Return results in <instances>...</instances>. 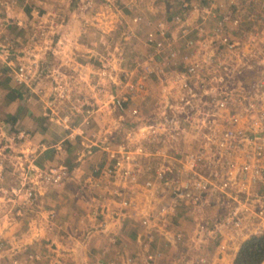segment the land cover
Masks as SVG:
<instances>
[{"label":"built area","instance_id":"1","mask_svg":"<svg viewBox=\"0 0 264 264\" xmlns=\"http://www.w3.org/2000/svg\"><path fill=\"white\" fill-rule=\"evenodd\" d=\"M181 5V13L160 20L145 39L152 50L145 69L161 90L156 113L129 105L140 86L133 81L134 70L123 67L128 53L117 55L112 48L101 60L98 79L85 81V90L75 97L81 123H72L69 113L60 120L82 159L96 143L88 138L87 125L100 116L101 97L111 99L106 112L117 122L113 129L125 121L131 124L125 138L112 143L117 158L109 166L115 174L112 192L98 200L96 217L102 216L103 226L135 220L129 197L144 192L150 200L139 217L138 242L148 263L170 248L176 256L191 241L185 264H219L202 248L235 251L264 233V0H184ZM9 20L7 24L18 23ZM1 25L0 64L9 76L18 84L46 80L59 88L47 99L54 109L57 101L71 98L77 86L72 78L66 85L60 69L44 71L42 37L23 46L3 36ZM101 74L112 87L102 84ZM32 89L43 92L38 85ZM142 89L143 98L149 99ZM30 158L26 160L32 163ZM35 167L40 173L35 176L44 183L59 184L70 176L65 166ZM26 185L13 187V192L25 189L32 197L35 190ZM181 205L198 215L194 231L182 225ZM109 234L116 244L117 235ZM123 262L136 264L135 256Z\"/></svg>","mask_w":264,"mask_h":264},{"label":"crops","instance_id":"2","mask_svg":"<svg viewBox=\"0 0 264 264\" xmlns=\"http://www.w3.org/2000/svg\"><path fill=\"white\" fill-rule=\"evenodd\" d=\"M119 2L121 5L124 3L128 6L127 0H119ZM179 3L181 4V1ZM83 4L82 0H0V25L3 24L1 25L3 36L6 35L12 38L14 41L10 40L13 43H17L22 38L26 41L25 43H31L33 37L38 36L43 39L47 37L48 43L44 48V52L48 53L50 61L59 62L52 69L61 70L64 84L69 85L70 78L76 85L85 83V81L88 83L89 81L95 82L99 77L98 70L102 68L101 60L105 55L102 52L105 50L107 53L112 50L111 35L114 25H112V14L96 15L95 6L97 1L92 0V3H90L91 8L89 6L83 8ZM162 5L166 6L164 0L159 3V7H162ZM112 6L116 7V4L112 3ZM78 9H80L81 14H79ZM90 9L91 15L85 14ZM116 9L121 14V24H126L124 32L129 31L132 25L130 12L134 14L132 6L124 9L117 6ZM85 18L89 26H86L81 33L75 29V25L78 23L85 24ZM9 19L18 23L11 21L12 23L7 24V21H10ZM86 32L89 34L87 41L84 36L81 37ZM101 38L108 46L101 45ZM8 72V68L0 64V156L6 154L7 150L12 153L13 149L14 154L12 155L17 157V170L28 162L26 159L29 156H23V154L28 153L33 157L30 159L39 167L65 166L69 169L70 176L66 177L62 183L54 185L56 187L60 186L57 191L54 190L55 187L52 185L39 190L44 195L40 197L39 200L41 201L38 202L41 205L48 204L47 209L44 210L46 215L54 210L57 212L56 214H59L56 219V222L59 221V227L56 225V228L50 229L47 227L46 230L42 229L56 243L63 244L65 262H70V264H102L115 260L122 263L124 260L126 261L128 255H132L135 256L136 264H185V256L192 251L191 248L194 245L191 241H186V245L180 246V252L176 256H173L172 248L167 250L169 252H165L163 249L164 254L161 258H157L152 263L146 261L141 243L138 242L140 215L134 216L132 208L129 209V213L131 212L130 215L133 218L135 217V220L128 219L131 222L122 221V223L115 225L109 220V226L101 224L102 219L100 218L102 216L99 215L100 218L96 217L99 214L97 204L98 200L109 195L106 189L109 186H107L105 178L93 177L90 170L85 167L93 159V156L91 157L92 152L86 150L82 160L76 159V162L69 164V161H66L69 152L63 146V142L67 140L68 131L60 120L62 113L57 116V110L49 105L47 99L42 100L35 92L24 85L18 84L8 75ZM155 81L157 80L155 79ZM151 82L148 81V85ZM83 87H85V84ZM20 138L22 139L19 140ZM96 155L94 154V157ZM110 163L111 161L106 157L103 161L104 172L106 168L109 169ZM91 178H93V181ZM36 180L35 184H39L40 180ZM89 181L90 184H87ZM63 188L70 194L72 199L62 196L65 194ZM55 196L57 197L56 201L53 198ZM146 197L147 195L143 192L139 200L145 202ZM136 198L138 199V193ZM37 200L35 202L36 206ZM93 201H96V203ZM85 203L88 205L90 203L94 204V207H90V213L87 214L91 220L88 218L82 221L74 220V217L78 218L79 216H74L73 210L81 204L84 206ZM6 210L12 212L8 216H15L19 212H17L18 209L0 207V212L3 213ZM144 210L145 208H141L139 212ZM78 211L82 212L83 210L78 208ZM95 211L96 213H94ZM178 212L183 217L181 221L186 230L189 232L194 231L196 226L193 225V221L197 219L198 215H190L185 205H181ZM184 214L190 216L185 217ZM31 224V222H28L26 226ZM42 225H45V223ZM34 227L23 233V237L28 241L35 238V234L32 233L35 230ZM110 232H114L119 238L116 244H112L107 238V235L112 236L109 234ZM9 233L12 237H16L15 232L10 230L1 233V236ZM202 251L207 252L208 256L211 254L216 263L224 264V261H234L238 248L233 251L229 248L210 247L202 249ZM233 252L234 255L232 256ZM122 264L126 263L123 262Z\"/></svg>","mask_w":264,"mask_h":264},{"label":"rangeland","instance_id":"3","mask_svg":"<svg viewBox=\"0 0 264 264\" xmlns=\"http://www.w3.org/2000/svg\"><path fill=\"white\" fill-rule=\"evenodd\" d=\"M82 1L84 2L83 8H86L87 6L91 8L90 3H92V0ZM94 1H97V4L95 6L96 15L98 14L103 16L112 14V25H114L111 35L112 48L117 51V55H119L118 52H122V54L128 53L127 61L125 62L123 67L128 70H134V72L132 73L133 81L137 83L138 86H140V90L137 91L135 97L132 98L129 105H136L145 112L153 111V113H156L162 101L161 97L159 98V92H161V90L159 88V83L155 81V78L153 77L154 74H150V72H147L145 69V62L150 57L148 53L152 51L146 44L145 39L148 32L153 31L156 28L154 26H157L156 24L160 20L166 19L167 17H172L174 14L181 13L182 5L179 3V1H181L182 3V1L184 0H164L166 6L162 5V7H159V3L162 0H127L128 6L124 3L121 5L119 0ZM112 3H115L116 7L119 6V8L121 9L132 6L134 14L130 12V16H132V25L129 28V31L124 32L126 24H121V14H119V10H117L115 6H112ZM78 11L79 14H81L80 9H78ZM90 12L91 9L88 13L85 14L91 15ZM84 21L85 24L78 23L77 25H75V29L79 30L81 33L82 30H85L86 26H89L86 18ZM87 33L88 32H86L85 35H81V37L84 36L86 38V41L89 39V34ZM121 33H123V35H121ZM22 35L24 36L25 34ZM18 42H21V44L25 46L24 43L26 41H24V39L23 41L20 40ZM47 43L48 42L46 37L44 39L42 38V42L39 44L42 45L44 49ZM100 43L103 46H108L103 38L100 39ZM102 53L104 54L106 53V51L104 50V52ZM48 56V53L44 52L43 68L45 72L49 71L50 69L54 68V66L59 64V62L50 61L48 59ZM101 76L102 77L99 79L102 81V84H104L106 88H108V86L112 87V83H108L109 80L105 79L102 74ZM148 81H152L150 85L147 84ZM143 83H145L146 86ZM84 84H86V82L77 84L76 92H72L71 98L57 101V109L55 108V110H57V116H59V114L61 113L62 115H66L67 113H69L70 118L72 119V123H81V114L76 110L74 104L78 100L75 97L83 93L82 91L85 90V88H83ZM20 85L26 86L33 92L34 90L32 88L38 85V87L41 88L43 92L37 95L41 97L42 100L48 99L50 96H55L56 91L59 92V88H55L49 81L46 80L41 81L39 84L36 81L31 86H29L28 84ZM142 86L143 88H145L144 92L149 99H146V97L143 98V89L141 90ZM111 105V99H104V97H101L100 104H98L97 106V109L101 108L100 116L94 118L93 122L87 125L89 127L86 128V134L89 139H95L96 143L94 144V146L90 147L92 151L91 157L93 156V159L91 158L92 160H90V164L85 165V167L90 170L93 177L101 179L105 178L107 180V186L109 187H106V189L110 190V192H112V181L114 180L115 174L112 173V171H110L108 168H106L104 172L105 163L103 164V161L107 157L112 164H116L117 158L113 156V153H115L116 150L111 147L112 143L121 142L125 138L127 128H129L131 124L129 121H125L120 123L116 128L113 129L114 124L117 122L113 119L112 112H106L107 110H109ZM92 133H97V135ZM88 138L82 137L83 140H88ZM21 139L22 138H20L19 140ZM76 145V142L71 140H65L63 142L64 149L67 148L69 152V154L67 155L68 158L66 160L67 162L69 161V164L76 162V159L80 160L78 158V155L76 154ZM110 148H112V153ZM12 151L13 152L11 153L7 150L6 154L0 156V207H3L4 209H18L17 212H19L16 213L15 216H8L9 213H12L10 210H6L3 213L2 211L0 212V264H70V262H65L66 259L63 258L65 255L62 247L63 244L56 243L55 240H53L50 236H47V234L45 233L47 227L51 229L56 225L58 227L60 226V224H58L59 221L57 220L56 222L59 214H56L57 212H55L54 210L50 214L46 215L44 210L47 209L46 206H48V204H38V202L41 201L39 200L40 197L44 195V193H41L39 191L41 188L52 185L53 187H55L54 190L57 191L58 187L60 186L56 187L54 186L55 184L41 182V180H43L42 177L40 179L39 177L35 176V173L39 175L40 173L39 170L35 169V166L37 165L33 161L32 163L27 162L23 167H21V169L17 170V157H15L16 155H12L14 154V150L12 149ZM94 154L97 155L94 157ZM25 155L32 157L30 153L23 154V156ZM39 168L45 169L42 167ZM36 179L40 180V182L39 184H36L35 188L34 184L37 181ZM91 179L93 181V178ZM26 181V186L29 187L28 189L33 187L35 190L34 195L30 198L28 197V192H25V189H23L20 193L13 192V187H23ZM87 184H90V181ZM63 192L65 193L62 195L63 197L71 198L70 194L65 191V188H63ZM142 193L143 192L138 193V199L136 198V195L129 198L132 201L131 206L128 209L132 208L134 216L142 214V211H139L141 208H145L143 200H139L141 199ZM53 198L56 201L57 197L55 196ZM36 200L37 206L35 205ZM147 200H150V197L147 196L145 198V201ZM93 202L96 203V201ZM160 203L163 204V202ZM77 207L79 209H82L83 211H78V208H75L73 210L74 216L79 217H74V220L82 221L87 220V218L91 220L87 216V214L88 212L90 213V207H94L93 203H90L89 205L85 203L84 206L83 204H81ZM38 208H40L41 210H39ZM80 213L82 214L80 215ZM94 213H96V211ZM28 222H31L32 224L26 226ZM123 222H131V220H128L127 218L124 219ZM43 223H45V225H42ZM32 227L35 228V230L32 232L33 234H35V238L28 241V239L23 237V233L28 232ZM42 228L45 230L43 231ZM7 230L15 232L16 237H12L10 233L1 236V233L7 232ZM185 257V260L187 261L188 257ZM233 262L234 261H229L228 264H232Z\"/></svg>","mask_w":264,"mask_h":264},{"label":"trees","instance_id":"4","mask_svg":"<svg viewBox=\"0 0 264 264\" xmlns=\"http://www.w3.org/2000/svg\"><path fill=\"white\" fill-rule=\"evenodd\" d=\"M235 264H261L264 262V233L252 236L242 243L236 253Z\"/></svg>","mask_w":264,"mask_h":264}]
</instances>
